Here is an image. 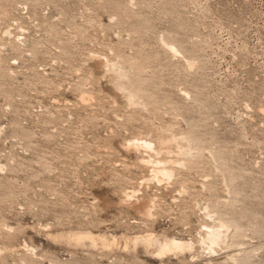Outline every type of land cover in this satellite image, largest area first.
<instances>
[{"label": "rangeland", "instance_id": "374dc122", "mask_svg": "<svg viewBox=\"0 0 264 264\" xmlns=\"http://www.w3.org/2000/svg\"><path fill=\"white\" fill-rule=\"evenodd\" d=\"M0 165V264H264V0H0Z\"/></svg>", "mask_w": 264, "mask_h": 264}, {"label": "bare ground", "instance_id": "6f19581e", "mask_svg": "<svg viewBox=\"0 0 264 264\" xmlns=\"http://www.w3.org/2000/svg\"><path fill=\"white\" fill-rule=\"evenodd\" d=\"M169 45H171V44L169 43ZM173 46H175V45H173ZM170 48L175 52V50H176L175 48L176 47H174V48L170 47ZM189 63L191 64V62H188V64ZM117 69H119V68H117ZM117 69H116V75H117L116 76L117 77L116 78V85L119 88L122 85L121 80L123 78L125 79V75H124L123 72H120L122 70H119V72H118ZM113 71H114V69H113ZM116 85H115V87H116ZM127 93H128L127 94L128 102L136 103L137 100H138V99H136V95L134 93L133 94L131 93V95H130L129 94L130 92H127ZM168 138H171V141H172V137H168ZM162 139L163 138H161V139L159 138V143H160L159 145L160 146L158 145L159 147L156 149V151H157L156 153H162V151H164L166 153V149H168V148H166L167 147L166 145H167V142H168L167 138L164 137V139L163 140ZM160 140H162V141H160ZM186 143L187 142H185V144ZM139 144L144 146V147H147L148 149L151 147V142L149 140H147V141L143 140L142 142H139L138 145ZM176 144H178V143L176 142ZM189 146H190V144H189ZM176 148H178V147H176ZM179 148L180 149L178 151L182 155H186V154L188 155V153H190L189 150H191V148L189 149V147H186V146L184 147L181 144H179ZM151 151H155V150H151ZM168 152H169V149H168ZM168 152H167V154L169 155L170 153H168ZM147 159L143 158L144 161H146ZM166 161H168V159H164V160L156 159V161H154V163L156 164L155 167L153 168L154 173L152 171L154 177L161 176L162 179L165 176H167V177L169 176L170 177V175L172 174V170L173 169H171L170 167H167L165 165ZM175 161L174 162H170V163H175ZM149 162L147 161V163H149ZM181 166H183V165H181ZM165 179H166V177H165ZM160 180H161V178H160ZM128 203L133 205V206L139 207L141 209V211H143L145 213L149 212V210H150V209H148V207L151 204V202L149 203V201H147V200L137 199V200H134V201H128ZM206 214L210 216V213L208 211L206 212ZM205 225H206L205 226L206 229H205L204 235H203L202 239H199V240H201V244L205 245V248H207L210 252L211 251H217L218 246L222 247V245L225 244L226 238H227L228 233H229V227L223 220H218L217 222H215L213 224H205ZM65 238H67L68 240H74L76 242H82L84 240H88L92 245L99 243L100 245H102L104 247H109V246H111V245H113V244L118 242L114 237L113 238H108L107 236H104V235H95L94 233H92L89 230H79V231H76V232H68L65 235ZM138 245H141L143 247V249H145V250H148V249L151 248L153 255L161 257V256L166 255V254H170V253L177 254L179 252H182L183 250L190 249L192 247V242L191 241H184L183 239L176 238V237L160 238V237L156 236L155 234H153L150 231V232H144V233L136 234V235H134L132 237H129V238L125 239L123 241V243H122V247L123 248L131 247L132 249H135ZM26 246L29 247L28 245H26ZM0 250H1V248H0ZM32 250H34V248L31 247L30 251H32ZM228 257L230 258V256H228ZM233 258L235 259V257H233Z\"/></svg>", "mask_w": 264, "mask_h": 264}]
</instances>
